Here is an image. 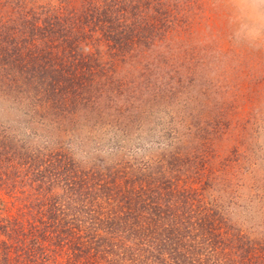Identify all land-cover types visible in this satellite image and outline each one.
<instances>
[{"label": "rangeland", "instance_id": "1", "mask_svg": "<svg viewBox=\"0 0 264 264\" xmlns=\"http://www.w3.org/2000/svg\"><path fill=\"white\" fill-rule=\"evenodd\" d=\"M88 1L0 0V148L22 145L36 158L63 154L82 168L94 162L97 168L119 162L153 166L176 153L183 169L195 174L181 175L186 186L199 188L205 181L203 201L220 221L219 232L259 236L264 232V0H127L148 18V40L140 49L145 57L134 58L146 70L133 71L128 56L109 57L108 67H102L109 77L97 79L101 91L88 94L100 112L110 111L103 108L114 100L137 106L134 123L123 134L108 123L80 118L88 111L84 103L74 107L77 118L66 125L45 121L39 113L46 111L43 96L50 93L41 91L37 74L15 66L16 60L35 62L22 49H42L45 22H57L60 34L83 31L69 13ZM17 42L23 48L17 49ZM86 43L90 51L94 42ZM109 80L123 83L122 89L103 92ZM2 161L0 217L5 218L32 192L20 187L19 173Z\"/></svg>", "mask_w": 264, "mask_h": 264}, {"label": "trees", "instance_id": "2", "mask_svg": "<svg viewBox=\"0 0 264 264\" xmlns=\"http://www.w3.org/2000/svg\"><path fill=\"white\" fill-rule=\"evenodd\" d=\"M69 14L83 31L60 34L57 22H45L42 49H22L35 62L16 60L15 66L37 74L41 91L50 93L43 96L44 107L60 113L42 110L45 121L66 125L77 118L74 107L84 103L88 111L80 118L108 123L123 134L137 106L114 100L103 108L110 111L100 112L88 94L100 92L97 79L109 77L102 72L109 57L128 56L133 71L146 70L134 58L145 57L140 49L148 40V18L127 0H91ZM87 41L94 42L90 51ZM16 46L23 48L22 42ZM63 58L69 62H60ZM112 86L122 89L123 83L109 80L103 92L111 93ZM23 149L0 148L2 164L19 173L17 183L32 192L12 215L0 217V264H264V232L257 237L219 232L220 221L203 201L205 181L199 188L186 186L182 176L195 174L183 169L176 153L153 166L119 162L97 168L94 162L82 168L63 154L36 158Z\"/></svg>", "mask_w": 264, "mask_h": 264}]
</instances>
